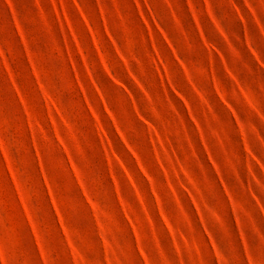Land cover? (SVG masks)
I'll use <instances>...</instances> for the list:
<instances>
[{
    "label": "rangeland",
    "instance_id": "374dc122",
    "mask_svg": "<svg viewBox=\"0 0 264 264\" xmlns=\"http://www.w3.org/2000/svg\"><path fill=\"white\" fill-rule=\"evenodd\" d=\"M0 264H264V0H0Z\"/></svg>",
    "mask_w": 264,
    "mask_h": 264
}]
</instances>
